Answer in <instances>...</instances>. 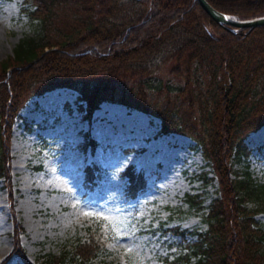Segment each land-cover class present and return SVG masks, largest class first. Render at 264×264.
<instances>
[{
    "label": "rangeland",
    "instance_id": "rangeland-1",
    "mask_svg": "<svg viewBox=\"0 0 264 264\" xmlns=\"http://www.w3.org/2000/svg\"><path fill=\"white\" fill-rule=\"evenodd\" d=\"M31 7V0H0V61H8L23 36L41 32ZM147 70L142 91L137 80L117 79L112 93L127 101L103 99L89 115L79 90L69 85L33 93L18 109L10 142L13 209L0 175V264L23 263L13 247V216L30 264H172L197 239L195 231L206 228L217 177L201 143L176 129L163 131L158 113L166 101L186 107L177 94L184 63L164 52ZM243 145L247 152L233 156L232 175L250 178L254 190L245 203L264 220V122ZM87 164L98 166L93 188L84 184ZM127 167L145 175L134 195L126 193ZM93 236L101 247L97 255L74 257L75 244Z\"/></svg>",
    "mask_w": 264,
    "mask_h": 264
},
{
    "label": "trees",
    "instance_id": "trees-1",
    "mask_svg": "<svg viewBox=\"0 0 264 264\" xmlns=\"http://www.w3.org/2000/svg\"><path fill=\"white\" fill-rule=\"evenodd\" d=\"M31 1L29 13L39 18L41 32L23 36L8 61H0V175L5 178L10 207L14 204L11 125L31 94L58 85L74 86L89 115L103 99L127 101L112 93L117 79L137 80L142 91L140 82L149 62L166 52L184 63V82L177 94L186 98L187 105L181 109L170 101L161 105V129H176L200 142L218 180V196L204 217L206 228L192 230L197 239L171 263L264 264V220L245 203L254 189L249 177L232 175L233 156L247 152L244 137L264 122V24L232 31L216 22L197 0ZM209 1L237 17L264 13V0ZM94 46L101 53L87 50ZM173 70L179 71L178 66ZM97 168L85 165L87 188L94 187ZM124 173L127 195L144 187L141 170L127 167ZM12 222L14 250L22 264H30L19 236L22 225L16 216ZM174 230L185 232L178 226ZM75 246L73 256L83 261L101 248L94 236ZM60 256L52 257L58 261Z\"/></svg>",
    "mask_w": 264,
    "mask_h": 264
},
{
    "label": "water",
    "instance_id": "water-1",
    "mask_svg": "<svg viewBox=\"0 0 264 264\" xmlns=\"http://www.w3.org/2000/svg\"><path fill=\"white\" fill-rule=\"evenodd\" d=\"M197 1L216 22L227 26L232 31H235L238 27L250 29L255 25L264 24V14L241 18L217 8L209 0Z\"/></svg>",
    "mask_w": 264,
    "mask_h": 264
},
{
    "label": "snow or ice",
    "instance_id": "snow-or-ice-1",
    "mask_svg": "<svg viewBox=\"0 0 264 264\" xmlns=\"http://www.w3.org/2000/svg\"><path fill=\"white\" fill-rule=\"evenodd\" d=\"M86 214H88V213H86ZM128 227V225H125V228H127ZM132 227H135V225H132ZM119 239V238H118Z\"/></svg>",
    "mask_w": 264,
    "mask_h": 264
}]
</instances>
